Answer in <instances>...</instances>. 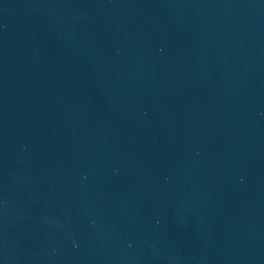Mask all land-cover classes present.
<instances>
[{"label":"water","instance_id":"95a60500","mask_svg":"<svg viewBox=\"0 0 264 264\" xmlns=\"http://www.w3.org/2000/svg\"><path fill=\"white\" fill-rule=\"evenodd\" d=\"M0 264H264V0H0Z\"/></svg>","mask_w":264,"mask_h":264}]
</instances>
